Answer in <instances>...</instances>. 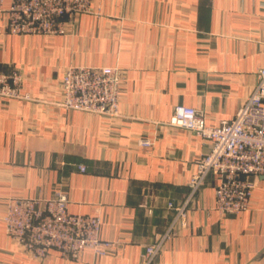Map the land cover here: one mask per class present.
I'll return each instance as SVG.
<instances>
[{
    "label": "crops",
    "instance_id": "obj_1",
    "mask_svg": "<svg viewBox=\"0 0 264 264\" xmlns=\"http://www.w3.org/2000/svg\"><path fill=\"white\" fill-rule=\"evenodd\" d=\"M10 4L0 0V69L22 71L31 100L0 98V264H141L175 219L169 202L185 203L211 150L168 124L174 108L204 111L212 128L234 119L264 66V0H92L93 13L56 36L8 33ZM71 66L127 72L119 115L61 106ZM216 181L211 175L188 206L159 264H264V177L248 210L229 216L216 208ZM58 190L71 214L100 209L101 239L114 243L108 255L86 250L73 260L52 250L37 261L8 237V199Z\"/></svg>",
    "mask_w": 264,
    "mask_h": 264
},
{
    "label": "built area",
    "instance_id": "obj_2",
    "mask_svg": "<svg viewBox=\"0 0 264 264\" xmlns=\"http://www.w3.org/2000/svg\"><path fill=\"white\" fill-rule=\"evenodd\" d=\"M8 13L11 35L56 36L78 16L92 14L93 8L92 0H11ZM126 74L119 67H68L61 80L64 95L61 106L69 111L115 117L119 115ZM258 79L252 95L234 119L223 121L219 127L207 126L202 110L183 105L174 108L168 124L210 141L211 150L197 161L185 203L177 206L169 202V208L175 210V219L164 235L145 247L141 264H159L158 256L172 238L175 225L184 223L188 206L211 175L217 179L216 208L221 215H238L248 210L257 179L264 177V66ZM23 82L24 75L19 69H0V98L31 100L29 94L22 92ZM141 144L149 147L153 142L145 140ZM79 170L84 173L86 167L80 165ZM69 204L63 190L49 198L8 199L6 233L37 261L45 259L52 250L73 260H79L86 250L97 256L108 255L114 243L101 239L100 209L91 216L71 214Z\"/></svg>",
    "mask_w": 264,
    "mask_h": 264
}]
</instances>
